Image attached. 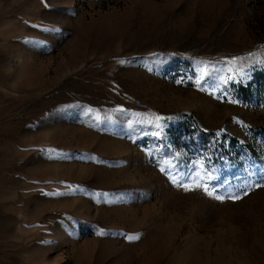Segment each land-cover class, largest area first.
<instances>
[{"label":"rangeland","instance_id":"1","mask_svg":"<svg viewBox=\"0 0 264 264\" xmlns=\"http://www.w3.org/2000/svg\"><path fill=\"white\" fill-rule=\"evenodd\" d=\"M0 264H264V0H0Z\"/></svg>","mask_w":264,"mask_h":264},{"label":"built area","instance_id":"2","mask_svg":"<svg viewBox=\"0 0 264 264\" xmlns=\"http://www.w3.org/2000/svg\"><path fill=\"white\" fill-rule=\"evenodd\" d=\"M175 69L181 75V79L183 81H189V80L192 79V71H191V69L189 67L179 65Z\"/></svg>","mask_w":264,"mask_h":264},{"label":"snow or ice","instance_id":"3","mask_svg":"<svg viewBox=\"0 0 264 264\" xmlns=\"http://www.w3.org/2000/svg\"><path fill=\"white\" fill-rule=\"evenodd\" d=\"M235 62V60H233V63ZM203 78V76H201V79ZM229 79H231V77H229ZM197 83H199V80L197 81ZM231 102H233V103H235L236 101H231ZM157 119H160L159 117L157 118ZM157 127H160V125L159 124H157ZM222 131V130H221ZM154 135H155V133H154ZM217 135H219V133L217 134ZM173 180H174V182H175V178H173ZM199 186V185H198ZM205 192H207V194L208 195H212V193L210 192V191H208V189H207V187L205 186ZM245 195H247V193H245ZM217 200H222L223 199V197H221V196H216L215 197ZM230 199H239L240 197L239 196H236V197H229ZM134 237H129V239H133Z\"/></svg>","mask_w":264,"mask_h":264}]
</instances>
